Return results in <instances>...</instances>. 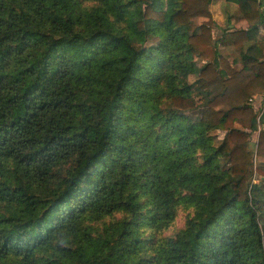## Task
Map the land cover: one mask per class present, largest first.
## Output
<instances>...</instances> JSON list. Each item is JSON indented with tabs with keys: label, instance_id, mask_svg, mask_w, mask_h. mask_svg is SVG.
<instances>
[{
	"label": "trees",
	"instance_id": "obj_1",
	"mask_svg": "<svg viewBox=\"0 0 264 264\" xmlns=\"http://www.w3.org/2000/svg\"><path fill=\"white\" fill-rule=\"evenodd\" d=\"M228 1L240 70L214 0H0V264H264V13Z\"/></svg>",
	"mask_w": 264,
	"mask_h": 264
},
{
	"label": "rangeland",
	"instance_id": "obj_2",
	"mask_svg": "<svg viewBox=\"0 0 264 264\" xmlns=\"http://www.w3.org/2000/svg\"><path fill=\"white\" fill-rule=\"evenodd\" d=\"M226 2L224 0H216L213 6L211 7L213 9V38L214 42L218 44V49L223 55V57L230 63L233 64L234 61H236V64H233V66L240 70L243 67V63L241 61L242 59V51L238 49V47L232 42V40L229 39V37L226 35L228 31L227 27V16L225 12L229 14H234V8L230 5L228 9L225 8ZM207 20V19H206ZM205 19H199L197 20V24L200 25ZM251 42L245 43V46H243V51L247 54L257 57L260 60L264 59V37H260L259 40H255L258 37L255 36ZM205 62H198V68L202 67ZM198 79V75L191 76L189 78V82L193 84ZM259 96L260 99H258V103L256 105H253L258 111V109L261 107V104L259 101L261 100V97L264 96V94L255 95ZM195 102L200 107L199 110L193 111L188 113L194 120H197L201 116V106L207 102V99H205L203 96H198L195 98ZM249 103L252 104L249 100ZM264 104V102H263ZM164 109L170 108V105L168 102H166L165 105L162 106ZM260 114V112L258 111ZM219 139L224 138V133L219 132L218 134ZM260 132L257 131L251 135V141H250V148L251 151L255 153L254 155V167L253 172L254 175L253 179L255 180V183H259L264 178V158L258 157L256 155L257 152V144L259 141ZM191 210L181 208L179 210L178 216L173 224V226L165 233V236H174L176 233H178L181 229L184 228L186 225V222L189 218Z\"/></svg>",
	"mask_w": 264,
	"mask_h": 264
},
{
	"label": "crops",
	"instance_id": "obj_3",
	"mask_svg": "<svg viewBox=\"0 0 264 264\" xmlns=\"http://www.w3.org/2000/svg\"><path fill=\"white\" fill-rule=\"evenodd\" d=\"M216 0H214L213 4L215 3ZM226 2L225 8L228 9L229 6L231 5L234 8L235 13L234 14H229L227 11L225 12L227 16V27L229 32H236V31H242V30H247L248 29V23L246 22V19L244 16L241 14L239 6L235 3L229 2L228 0H224ZM260 1V6H261V12L264 13V0H259ZM212 4V6H213ZM211 6V7H212ZM230 9V8H229ZM211 12L213 15V9L211 8ZM258 38L255 40H259L260 37H264V29L260 28L259 33L256 35ZM256 38V37H254Z\"/></svg>",
	"mask_w": 264,
	"mask_h": 264
},
{
	"label": "built area",
	"instance_id": "obj_4",
	"mask_svg": "<svg viewBox=\"0 0 264 264\" xmlns=\"http://www.w3.org/2000/svg\"><path fill=\"white\" fill-rule=\"evenodd\" d=\"M258 99H260L259 96H254L253 98L250 99V102L252 103V105H256L258 103ZM263 102H264V96L261 97V100L259 101V103L261 104V107L258 109V111L260 112L259 121H260V119H261V117L263 116V113H264V104H263Z\"/></svg>",
	"mask_w": 264,
	"mask_h": 264
}]
</instances>
